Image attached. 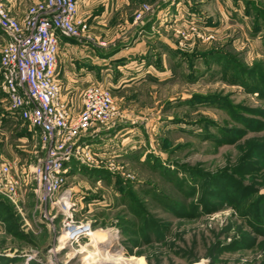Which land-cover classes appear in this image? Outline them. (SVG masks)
<instances>
[{
	"label": "rangeland",
	"instance_id": "1",
	"mask_svg": "<svg viewBox=\"0 0 264 264\" xmlns=\"http://www.w3.org/2000/svg\"><path fill=\"white\" fill-rule=\"evenodd\" d=\"M167 1H140L129 21L88 22L89 38L78 39L96 50L106 42L103 56L122 84L111 85L116 118L78 139L95 164L74 159L66 165L74 219L91 223L90 237L61 247L63 216L53 224L48 219V229L39 223L33 177L45 154L39 135L29 122L0 126V149L23 177L20 201L0 195V217L5 208L18 223L12 230L3 221L0 264H264V233L253 226L264 230V214L244 213L264 195V152L253 145L264 141V95L251 88L264 83L247 74L255 66L264 74V0H186L153 22ZM143 5L149 9L137 19ZM101 30L117 37L99 39L94 31ZM142 36L146 45L131 50ZM0 100L9 105L1 91ZM197 170L224 172L258 192L238 208L223 194L205 193L210 188ZM100 233L106 239L93 242ZM246 235L253 246L224 247L247 243Z\"/></svg>",
	"mask_w": 264,
	"mask_h": 264
},
{
	"label": "built area",
	"instance_id": "2",
	"mask_svg": "<svg viewBox=\"0 0 264 264\" xmlns=\"http://www.w3.org/2000/svg\"><path fill=\"white\" fill-rule=\"evenodd\" d=\"M81 1L36 0L17 12L11 0H0V89L6 93L9 110L29 122L39 135L45 154L33 171L36 210L39 223L47 229L51 227L48 219L53 224L56 216H63L56 237L61 247L90 237L93 230L90 222L74 219L77 208L67 187L66 165L74 159L95 164L92 151L78 139L110 123L118 113L112 89L106 83H91L84 88L79 110L63 99L58 78L61 37L89 38L90 25L79 14ZM148 9L143 5L137 19ZM22 183L16 163L0 153V195L17 203L22 198ZM48 208L56 209L55 213ZM5 227L0 219V230ZM25 255H29L28 261L37 257V252Z\"/></svg>",
	"mask_w": 264,
	"mask_h": 264
},
{
	"label": "crops",
	"instance_id": "3",
	"mask_svg": "<svg viewBox=\"0 0 264 264\" xmlns=\"http://www.w3.org/2000/svg\"><path fill=\"white\" fill-rule=\"evenodd\" d=\"M34 1L36 0H33V2ZM140 1L142 0H82L79 4V14L91 23L92 27L94 26L93 24L106 25L107 23L113 22L115 19L120 20L123 16L125 17L123 19L129 21L128 18L131 19L133 14L130 9L139 6ZM185 1L186 0H169L167 3H162L161 7L163 8L161 11L157 12L155 17L151 20L153 22L157 21L156 23H158V21L159 23L160 21L163 22L165 20L164 17L166 15V7L170 8L175 7V5H182ZM11 2L14 11L17 12H21V10L30 4L26 3V0H11ZM98 2L101 3L102 7L99 11L98 6L96 5ZM200 2L204 3L206 1L200 0ZM183 6L187 7V4H184ZM119 14L120 17L118 19L117 17ZM94 34L97 38L107 41L117 37V32H115L113 36H110L109 33H104L102 30L94 31ZM145 45L146 37L142 36V38L137 39L134 42L133 47L130 49L136 50L140 47H144ZM99 49L100 50L93 48L89 49L86 43H82L75 38L61 37L60 52L58 56V78L62 83L63 99L68 103L74 104L76 110L81 108V94L86 85L91 83H106L110 85V87L113 85L115 88L122 85L118 79L112 77L110 73L111 68L107 66L108 60L111 58L103 56L102 50H107V46L102 45ZM120 51L115 52L114 55L118 54ZM92 53L97 55L95 56V59L92 57ZM107 75L111 78V80L107 79ZM1 80L2 74L0 71V81ZM124 81L126 82V80ZM0 91L2 95H6V93L1 89ZM0 106V126L5 123L15 124L21 121L25 122L9 110V105L7 106L5 104H1ZM0 153L3 154L1 149ZM0 219L3 220L2 217H0Z\"/></svg>",
	"mask_w": 264,
	"mask_h": 264
},
{
	"label": "trees",
	"instance_id": "4",
	"mask_svg": "<svg viewBox=\"0 0 264 264\" xmlns=\"http://www.w3.org/2000/svg\"><path fill=\"white\" fill-rule=\"evenodd\" d=\"M247 74H249L251 77L256 76V79L258 78L260 81H262L264 83V74L261 72H260V74L258 73V67L255 66V67L247 70ZM244 80L245 79L242 77L239 78V82L245 85L246 82H244ZM258 83H260V82H258ZM251 88L253 89V91H257L260 94L264 95V84L262 86H260L258 84L257 85L254 84V85H252ZM263 113L264 112H262V114ZM247 122H254V120H249ZM256 123H258V122H256ZM260 127H264V124H261ZM253 145L256 148H258L260 151L264 152V141L259 143V144H253ZM76 168H77V165H74L71 171L74 172ZM165 169H169V168H165ZM243 169L244 170L248 169V166L245 165L243 167ZM258 169H259L258 166H252V170L257 171ZM244 170H241V171H244ZM197 175L203 179L204 185H206L210 188L209 190H206L205 193H207L208 195H211V196H219V195L223 194L225 197L230 198L232 203H234L238 208L241 207V204H243L247 199L252 198L253 194H256L258 192L257 188H255L254 186L244 185L242 182L237 181L236 179L232 178L231 175L225 174L224 172L220 175H214L213 176L210 173H206V172L203 173L202 171L197 170ZM123 194L128 195L127 197H132L133 200L136 201V199L132 196L133 195L132 191H126L125 190V192ZM201 201L203 204H206V206H209V201L206 200L205 198H203ZM0 205H1V203H0ZM211 209H212V206L210 207V210ZM244 213L245 214L247 213L248 215L253 214L256 218L261 219L262 214H264V195L259 194V196L256 198L255 201H253L247 207H245ZM2 215H3L2 218L4 221L8 220L10 222V226H9L10 229L14 230L16 228V226H18L17 222H15V221L13 222L12 217H11V215H12L11 212L6 210L5 208H4V210H2ZM190 215H192V214H190ZM146 223L151 224L150 219H146ZM253 226L257 232L264 233L263 232L264 230L262 231V228L260 226H257L256 224ZM247 236L248 235H246V237H244V239L247 240V243L243 244V242H242V244H241V242L239 240H235L233 243L224 245V247L233 248V247H237V246H241V247L253 246L255 240L251 239V241H250V239L247 238ZM7 259L12 260L14 258H7Z\"/></svg>",
	"mask_w": 264,
	"mask_h": 264
},
{
	"label": "bare ground",
	"instance_id": "5",
	"mask_svg": "<svg viewBox=\"0 0 264 264\" xmlns=\"http://www.w3.org/2000/svg\"><path fill=\"white\" fill-rule=\"evenodd\" d=\"M106 239V233H103V234H98V238L97 239H93V242L94 241H96V240H98V241H100V242H103L104 240ZM97 253H95V254H92V255H96Z\"/></svg>",
	"mask_w": 264,
	"mask_h": 264
}]
</instances>
